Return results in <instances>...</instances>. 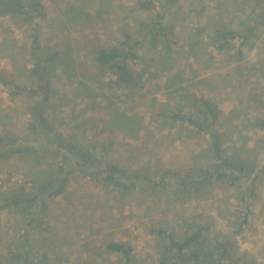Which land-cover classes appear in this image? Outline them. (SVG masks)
I'll use <instances>...</instances> for the list:
<instances>
[{
	"label": "rangeland",
	"instance_id": "1",
	"mask_svg": "<svg viewBox=\"0 0 264 264\" xmlns=\"http://www.w3.org/2000/svg\"><path fill=\"white\" fill-rule=\"evenodd\" d=\"M148 1L23 0V14H0V135L32 136L33 104L45 83L53 133L140 175L125 190L77 169L65 193L37 203L39 219L27 233L13 209H0V260L22 254L14 264H159L165 238L158 228L179 234L208 217L213 240L230 246V255L264 264V0L139 7ZM155 21L167 33L156 42ZM221 23L250 29L249 39L219 51L211 36ZM122 42L138 56L129 62L137 77L130 86L94 58ZM199 95L221 111L225 158L246 168L234 184L217 177L225 170L209 136L171 117L188 113ZM58 162L31 151L0 161V193L31 194L50 184ZM191 168L202 170L193 177L206 176L199 190L179 184ZM109 242L131 246V258L109 252Z\"/></svg>",
	"mask_w": 264,
	"mask_h": 264
},
{
	"label": "trees",
	"instance_id": "2",
	"mask_svg": "<svg viewBox=\"0 0 264 264\" xmlns=\"http://www.w3.org/2000/svg\"><path fill=\"white\" fill-rule=\"evenodd\" d=\"M22 1L23 0H0V14L12 11H23V14L25 8ZM97 4L99 10L102 11L104 6L102 7L100 3ZM139 7L144 10L151 9L153 7L152 0L142 2ZM33 17L34 14L31 13L30 19ZM152 25L159 26V30L154 32L155 42L157 35L167 36L164 27L159 21L153 22ZM248 32H251V30L245 27L233 28L229 24L221 23L214 31V35L211 36V41L219 51H224L235 39H240L241 45L245 44L249 39ZM127 45V42H122L118 46L102 48L98 50L94 58L99 65L110 69L113 74H116L119 82L130 86L137 82V77L131 70L129 62L131 59H135L138 56L137 53L134 52L132 48H128ZM33 47L40 62V44L38 37L34 38ZM82 63L83 61L81 64ZM39 68L43 69L42 67ZM43 78L44 77H42V79ZM44 84L39 86V89L43 92V99L33 104L37 107V110H33L34 122L31 126L32 136L29 139H21L20 137L10 134L0 135V161H8L30 151L33 153L54 154L59 161L53 170L55 174L50 184H46L48 183V180H46L44 185L42 183L41 187L36 188L31 194H27L24 190L14 192L15 194L2 192L6 196L5 198H0V203L2 204L0 209H13L18 215L16 219L17 222L25 226L26 233L38 222V216H34L33 214L35 209L39 210L37 203L40 204V200L51 195L65 193L68 184L71 182V176L77 169L88 171V174L93 176L94 179L100 180L104 185L113 188L126 190L131 186L137 187L140 180L137 179L140 176L137 172L126 170L121 168L118 164L108 162L104 154L97 156L94 152L85 149L78 143L64 140L61 134L53 133L50 122L45 116L51 90L48 84H45L46 89H44ZM192 103L193 107L188 113L179 110L172 113L171 117L187 123L204 135H209L214 155L220 166L225 170L223 174H219L217 177H227L231 180V183L234 184L239 180L240 175L245 174L246 168L242 163L229 161L224 156L222 134L218 127L221 118V111L218 105L215 101L203 95H199L198 97L195 96ZM258 123L260 126H264V120ZM42 136H47V138L52 140L49 141L47 139L46 142H40L39 137ZM201 171V168H199V170L197 168H191V170L187 172H182L184 176H182V181L179 182L180 186H190L194 187L195 190H199V187L205 182L206 176L203 174L204 177L197 178L193 177V173ZM227 171L230 172L228 173ZM254 183L255 182L251 183V189L247 192L250 196L253 195L254 192ZM203 218L204 217L196 221V225L187 229H181L179 234L175 232L168 233L163 227L158 228V235L165 238L163 249L159 256V264H246L245 258H238L233 254H229L231 252L230 246L222 242L217 243L213 240L209 218L205 217L204 221ZM25 239L26 238H23L24 241ZM107 249L109 252L123 255L128 260L133 253V248L131 246L121 242H109L107 244ZM11 255L10 257L5 256V260H0V264H14L24 257L22 254ZM24 260L26 261L27 258H24Z\"/></svg>",
	"mask_w": 264,
	"mask_h": 264
},
{
	"label": "crops",
	"instance_id": "3",
	"mask_svg": "<svg viewBox=\"0 0 264 264\" xmlns=\"http://www.w3.org/2000/svg\"><path fill=\"white\" fill-rule=\"evenodd\" d=\"M193 128H194V127H193ZM194 129H195V128H194ZM205 136H207V137H208L209 135H205Z\"/></svg>",
	"mask_w": 264,
	"mask_h": 264
}]
</instances>
